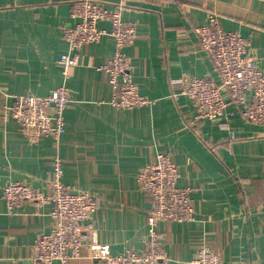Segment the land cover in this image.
Here are the masks:
<instances>
[{"label":"crops","instance_id":"crops-1","mask_svg":"<svg viewBox=\"0 0 264 264\" xmlns=\"http://www.w3.org/2000/svg\"><path fill=\"white\" fill-rule=\"evenodd\" d=\"M80 0H0V264H30L36 239L51 229L52 203L25 202L8 213L2 197L9 181L47 192L55 156L62 182L95 195V238L112 253L141 251L148 231L149 197L139 189L138 170L168 152L189 186L194 218L160 221L164 260L189 264L202 244L226 263L264 264V125L245 119L235 103L220 117L195 120L192 99L171 79L214 75L212 59L193 28L211 14L225 30L250 40L253 64L264 70V0H99L122 5L135 25L124 47L133 79L149 102L112 104V87L98 67L114 51L111 35L75 47L76 62L63 74L59 58L69 50L63 26ZM109 31L108 19L97 22ZM64 84L70 101L65 131L55 142L30 143L5 114L12 95L45 96ZM233 130L236 137L230 138ZM71 264H104L86 246ZM53 264H59L54 261Z\"/></svg>","mask_w":264,"mask_h":264},{"label":"built area","instance_id":"built-area-1","mask_svg":"<svg viewBox=\"0 0 264 264\" xmlns=\"http://www.w3.org/2000/svg\"><path fill=\"white\" fill-rule=\"evenodd\" d=\"M71 15L76 22L62 28L71 51L59 58L63 74L66 75L76 62L72 53L75 47L109 34L114 41V51L98 68L106 74L112 87V104L131 108L148 103L149 100L138 91L124 52V47L133 41L135 25L122 18V5L108 8L99 0H80L74 4ZM102 19L110 21L109 31L98 28L97 22ZM193 30L212 59L215 76L182 74L170 81L180 85V92L192 99L195 120L220 117L229 104L235 103L245 119L264 125V70L253 64L248 52L250 40L238 30L223 29L219 16L215 14ZM69 101V90L61 84L45 96L33 93L12 95L5 114L18 123L19 131L30 143H37L43 136L57 142L65 131L64 111ZM235 137L231 130L230 138ZM62 173V161L55 156L52 169L48 171L49 191L18 180L9 181L3 188L2 197L8 213L15 212L25 202L37 205L50 202L53 205L51 229L36 239L30 264H53L54 261L71 264L70 259L79 255L83 246L89 249L92 259L104 264H157L165 259L158 223L194 218L190 187L178 185L177 164L171 154L159 152L136 174L139 189L149 197L145 246L141 251L127 249L112 253L109 244L95 238L92 216L99 207L97 197L86 191L69 189L61 180ZM189 264L250 263L243 259L226 263L208 245L202 244Z\"/></svg>","mask_w":264,"mask_h":264}]
</instances>
